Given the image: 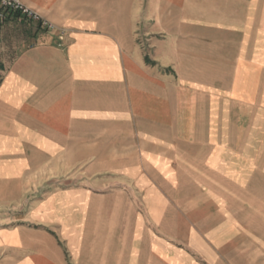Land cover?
Masks as SVG:
<instances>
[{
  "label": "crops",
  "instance_id": "1",
  "mask_svg": "<svg viewBox=\"0 0 264 264\" xmlns=\"http://www.w3.org/2000/svg\"><path fill=\"white\" fill-rule=\"evenodd\" d=\"M24 2L66 38L0 23V264H264V0Z\"/></svg>",
  "mask_w": 264,
  "mask_h": 264
},
{
  "label": "built area",
  "instance_id": "2",
  "mask_svg": "<svg viewBox=\"0 0 264 264\" xmlns=\"http://www.w3.org/2000/svg\"><path fill=\"white\" fill-rule=\"evenodd\" d=\"M19 13L28 21H35L40 28L55 32L58 46H63L66 38V29L45 18L39 11L29 7L24 0H0V23L8 14Z\"/></svg>",
  "mask_w": 264,
  "mask_h": 264
},
{
  "label": "rangeland",
  "instance_id": "3",
  "mask_svg": "<svg viewBox=\"0 0 264 264\" xmlns=\"http://www.w3.org/2000/svg\"><path fill=\"white\" fill-rule=\"evenodd\" d=\"M194 152H196L195 154H198V153H200V150L195 148ZM180 180H181L183 186L188 185V182L190 181V179L185 178V177H182ZM202 180L207 181L208 179H204V178H200V177H194L193 179H191V181H193V184H191V185H192V189L194 192V194H193L194 199L199 198V199H204L206 201H214V199H216L217 197L225 198L224 199V200H226L225 209L227 211L226 216H229L231 218H237V219L241 218V219L248 220L247 209H245V208L240 209L242 206L247 207V204L240 202V199H239L242 197L245 200H247V195H238V194H235V195H233V194L208 195L207 193L202 194L199 191L200 190L199 182ZM180 196L184 197V194H181V195L178 194V197H180ZM209 196L212 198L209 199L208 198ZM209 211H212V209Z\"/></svg>",
  "mask_w": 264,
  "mask_h": 264
}]
</instances>
